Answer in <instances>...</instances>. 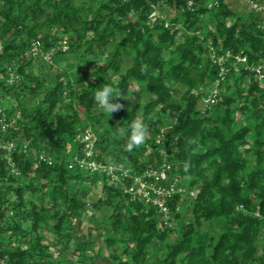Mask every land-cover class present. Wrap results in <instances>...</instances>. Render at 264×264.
I'll list each match as a JSON object with an SVG mask.
<instances>
[{
	"label": "trees",
	"instance_id": "obj_1",
	"mask_svg": "<svg viewBox=\"0 0 264 264\" xmlns=\"http://www.w3.org/2000/svg\"><path fill=\"white\" fill-rule=\"evenodd\" d=\"M233 2L0 0V102L14 121L2 138L16 143L8 157L0 151V264H72L62 251L70 241L91 247L78 233L91 207L106 209L89 218L100 264H264V89L244 65L229 59L222 73L217 63L229 53L259 64L264 33L258 14ZM35 62L45 72L35 74ZM104 83L121 92L111 115L94 100ZM215 83L219 100L203 110ZM133 121L147 136L129 150ZM86 129L103 162L170 166L187 190L167 201L170 226L102 175L70 169ZM26 142L53 162L24 152Z\"/></svg>",
	"mask_w": 264,
	"mask_h": 264
},
{
	"label": "built area",
	"instance_id": "obj_2",
	"mask_svg": "<svg viewBox=\"0 0 264 264\" xmlns=\"http://www.w3.org/2000/svg\"><path fill=\"white\" fill-rule=\"evenodd\" d=\"M235 1L248 6L251 12L258 14L259 16V28L264 33V3L258 0H229ZM217 0H212L213 4H216ZM157 13L155 12V17ZM40 42L35 41L30 50L33 56L37 55L39 52ZM65 49V46L63 47ZM46 59L49 56L46 55ZM233 59L234 65H244L245 69L253 72L256 81L261 89H264V60L255 66H250L247 64V59L245 56L237 55L232 56L227 53L217 59V63L221 66V72L224 71V64L229 60ZM15 77L11 76L9 83H12ZM220 90L218 84L215 83L211 89V93L203 99L201 108L205 110V107L216 104L219 100ZM14 128V121L11 120L6 114L4 107L0 102V151L7 154V157L15 149L16 143L13 141H4L2 134L9 131V129ZM160 137H156V142L159 143ZM98 142V136L90 129H86L79 136V148L69 159L70 169H78L80 172L96 173L102 175L104 182L108 186L120 187L125 194L130 196V200L135 202H144L151 205L156 209L157 213L161 217V221L170 226L168 218L170 216V210L167 206V201H169L173 196L181 197V202L185 196H187V190L176 184V180L169 178L170 166L168 164H163L162 166L155 168L150 167L142 172L136 171L133 168H126L123 166H116L113 164H107L99 159V152L96 150V145ZM22 149L24 152L31 154L34 158H37L41 162H46L51 164L53 159L46 156L44 152H39L35 149L29 147V143H23ZM163 156H165L164 151H161ZM9 164L13 165L11 158H8ZM191 197L196 196V192H189Z\"/></svg>",
	"mask_w": 264,
	"mask_h": 264
},
{
	"label": "rangeland",
	"instance_id": "obj_3",
	"mask_svg": "<svg viewBox=\"0 0 264 264\" xmlns=\"http://www.w3.org/2000/svg\"><path fill=\"white\" fill-rule=\"evenodd\" d=\"M158 14V12H157ZM76 60L74 58H70L68 61L65 62V64H75ZM64 65V64H63ZM65 66V65H64ZM44 71L43 69H41L39 67V63L35 62V64L33 65V72L35 74H39L40 72ZM79 70L78 67H74L72 69H70V72H77ZM132 91H138V88L134 85H132L131 87ZM14 104V102H12ZM105 162L107 164H113L110 158L106 157ZM250 165L254 164L253 163V158H250ZM102 181L99 182V186L102 185ZM106 212V209H103L101 211H95L94 208H89L87 211V219H84L78 229V233L82 234L84 236H89V239L92 242L91 247H89L88 249L82 250V251H76L75 250V244L73 241H70L68 246L65 247V249L62 251V259L65 261H72V264H100L101 263V259H97L94 260L93 256L95 254V248L98 244V242H101V239H99L100 241H97L96 237H97V231L95 229H92V222L89 221V218L91 219H95L97 218V221L102 220V217L104 216V213ZM96 222H94L95 224ZM219 226L216 225L215 227H213L214 231H218ZM209 226L208 224L204 226V231H209ZM44 235L49 239V240H53V236L51 235V233L49 231H44ZM51 252L54 254V256H56V252L54 247H51Z\"/></svg>",
	"mask_w": 264,
	"mask_h": 264
},
{
	"label": "clouds",
	"instance_id": "obj_4",
	"mask_svg": "<svg viewBox=\"0 0 264 264\" xmlns=\"http://www.w3.org/2000/svg\"><path fill=\"white\" fill-rule=\"evenodd\" d=\"M121 95L112 83H104L102 87H98L94 92V100L97 107L104 113L112 114L114 111L123 107L119 102H113L115 97ZM130 135L128 136L127 147L131 150L133 147H138L145 143L147 130L141 123L133 121L129 126ZM129 129H120V134L123 135Z\"/></svg>",
	"mask_w": 264,
	"mask_h": 264
},
{
	"label": "crops",
	"instance_id": "obj_5",
	"mask_svg": "<svg viewBox=\"0 0 264 264\" xmlns=\"http://www.w3.org/2000/svg\"><path fill=\"white\" fill-rule=\"evenodd\" d=\"M230 5L235 8L240 14L249 12V8L247 5L242 4V3H238V2H233L230 3Z\"/></svg>",
	"mask_w": 264,
	"mask_h": 264
}]
</instances>
